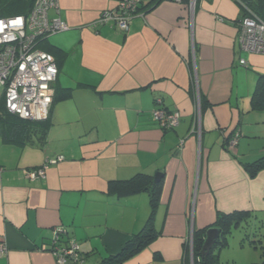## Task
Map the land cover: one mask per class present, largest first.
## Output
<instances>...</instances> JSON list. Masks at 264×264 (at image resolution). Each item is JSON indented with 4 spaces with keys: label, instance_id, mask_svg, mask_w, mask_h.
Segmentation results:
<instances>
[{
    "label": "crops",
    "instance_id": "1",
    "mask_svg": "<svg viewBox=\"0 0 264 264\" xmlns=\"http://www.w3.org/2000/svg\"><path fill=\"white\" fill-rule=\"evenodd\" d=\"M118 1L58 0L49 12L70 30L39 45L59 67L47 123L7 130L1 94L0 264H58L41 249L58 227L82 264H105L149 221L154 241L117 264H191V231L220 214L264 220V170L251 177L243 165L264 158V110L253 106L264 55L239 43L257 0H143L128 33L94 28ZM158 98L181 115L173 130L154 120ZM61 156L45 180H29ZM140 174L161 185L155 205L149 191L109 192Z\"/></svg>",
    "mask_w": 264,
    "mask_h": 264
},
{
    "label": "built area",
    "instance_id": "2",
    "mask_svg": "<svg viewBox=\"0 0 264 264\" xmlns=\"http://www.w3.org/2000/svg\"><path fill=\"white\" fill-rule=\"evenodd\" d=\"M181 2L182 0H171ZM143 0H119L113 10L105 11L93 27L111 25L120 33H128L132 20L138 16ZM58 0H36L28 16L0 18V89L5 97L6 110L30 122L47 121L54 101V84L59 75L55 58L40 50L39 45L50 36L70 30L60 17L49 18L51 10H58ZM240 47L250 54L264 55V22L254 13L240 23ZM241 65H246L241 60ZM154 120L164 130H173L181 121L179 112H170L163 100H156ZM237 141L232 140L231 147ZM64 161V157L48 161L40 168L30 170L31 181L45 180L53 165ZM66 231L63 227L52 230L49 245L42 251L51 252L58 264H82L80 244L75 240L63 243ZM193 231L187 239L190 257ZM7 247L0 245V256L7 254Z\"/></svg>",
    "mask_w": 264,
    "mask_h": 264
},
{
    "label": "trees",
    "instance_id": "3",
    "mask_svg": "<svg viewBox=\"0 0 264 264\" xmlns=\"http://www.w3.org/2000/svg\"><path fill=\"white\" fill-rule=\"evenodd\" d=\"M36 0H0V18L17 17L26 13L29 9L33 8ZM253 12L258 17L264 18V0H257ZM2 103L7 116L4 119V125L7 130L13 131L18 129H28L29 125L36 122H30L21 119L17 115L10 114L6 110L5 97L3 96ZM253 106L264 110V76H260L256 91L253 96ZM48 121V120H47ZM47 121L40 123H47ZM38 123V122H37ZM36 123V124H37ZM249 176L254 177L259 172L264 170V158L254 163H243ZM160 184H154L153 181L143 174L137 175L131 180L127 181H113L109 185V192L115 194L119 198H128L140 195L144 192L150 193L152 204H156V200L161 190ZM255 220L251 217V214L246 212H234L232 214H220L212 226L221 229V237L207 257L202 256L203 246L206 240L207 229L201 231L194 230V258L195 264H222L219 258V252L227 246V237L231 230L235 227H240L246 224V227L250 226ZM156 238L151 221L148 222L146 227L138 235L134 236L132 241L128 243L123 251L108 259L105 264H117L130 259L141 250L148 247ZM64 240L63 243H66Z\"/></svg>",
    "mask_w": 264,
    "mask_h": 264
},
{
    "label": "rangeland",
    "instance_id": "4",
    "mask_svg": "<svg viewBox=\"0 0 264 264\" xmlns=\"http://www.w3.org/2000/svg\"><path fill=\"white\" fill-rule=\"evenodd\" d=\"M222 252L224 264H264V220L255 219L248 227L244 224L231 230Z\"/></svg>",
    "mask_w": 264,
    "mask_h": 264
},
{
    "label": "water",
    "instance_id": "5",
    "mask_svg": "<svg viewBox=\"0 0 264 264\" xmlns=\"http://www.w3.org/2000/svg\"><path fill=\"white\" fill-rule=\"evenodd\" d=\"M160 175H157L155 178V183H157L160 179ZM222 231L219 228L211 227L206 232V240L203 246L202 250V256L207 257L210 252L215 248L217 245L220 237H221Z\"/></svg>",
    "mask_w": 264,
    "mask_h": 264
},
{
    "label": "flooded vegetation",
    "instance_id": "6",
    "mask_svg": "<svg viewBox=\"0 0 264 264\" xmlns=\"http://www.w3.org/2000/svg\"><path fill=\"white\" fill-rule=\"evenodd\" d=\"M193 236H194V232H193ZM192 249H193V256L191 258V264H195V258H194V238H193V241H192Z\"/></svg>",
    "mask_w": 264,
    "mask_h": 264
}]
</instances>
